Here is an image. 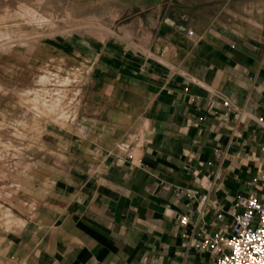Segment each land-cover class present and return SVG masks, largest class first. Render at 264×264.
Listing matches in <instances>:
<instances>
[{"label": "crops", "instance_id": "1", "mask_svg": "<svg viewBox=\"0 0 264 264\" xmlns=\"http://www.w3.org/2000/svg\"><path fill=\"white\" fill-rule=\"evenodd\" d=\"M85 1L82 115L0 182L3 264H217L206 234L264 196V0Z\"/></svg>", "mask_w": 264, "mask_h": 264}, {"label": "rangeland", "instance_id": "2", "mask_svg": "<svg viewBox=\"0 0 264 264\" xmlns=\"http://www.w3.org/2000/svg\"><path fill=\"white\" fill-rule=\"evenodd\" d=\"M87 11L85 0H0V182L31 166L50 126L80 119L89 69L75 61V40L96 22ZM0 222L20 225L1 203Z\"/></svg>", "mask_w": 264, "mask_h": 264}, {"label": "built area", "instance_id": "3", "mask_svg": "<svg viewBox=\"0 0 264 264\" xmlns=\"http://www.w3.org/2000/svg\"><path fill=\"white\" fill-rule=\"evenodd\" d=\"M187 33L193 35L194 31L188 29ZM207 199V194L200 197L203 202ZM237 208L230 225L214 234H206L216 263L264 264V196L252 191L239 198ZM217 217L222 218L223 214ZM181 220L186 223L189 217L183 216Z\"/></svg>", "mask_w": 264, "mask_h": 264}]
</instances>
